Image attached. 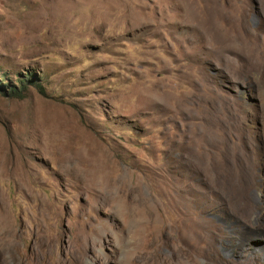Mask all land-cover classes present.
<instances>
[{
	"label": "rangeland",
	"instance_id": "374dc122",
	"mask_svg": "<svg viewBox=\"0 0 264 264\" xmlns=\"http://www.w3.org/2000/svg\"><path fill=\"white\" fill-rule=\"evenodd\" d=\"M76 255L264 264V0H0V264Z\"/></svg>",
	"mask_w": 264,
	"mask_h": 264
},
{
	"label": "bare ground",
	"instance_id": "6f19581e",
	"mask_svg": "<svg viewBox=\"0 0 264 264\" xmlns=\"http://www.w3.org/2000/svg\"><path fill=\"white\" fill-rule=\"evenodd\" d=\"M99 168H101V167H99ZM102 168H104V167H102ZM101 172H102V170L95 171L94 173L92 172L93 174L91 176V179L94 180L97 184H99L101 182L100 184L106 186L107 190H105L103 193H100V194H102L103 200H106V201L111 200L115 203L114 208H113L114 209V211H113L114 220L117 221L119 219L120 220L121 219H128L129 226L127 228V232H126L125 236L123 237V239H121L119 241L120 248L124 249L126 251V250H128V248L133 246V244H135L134 246L137 245V237H136L137 228H138L137 227V224H138L137 216L140 215V211L136 210L134 203L131 201V199H128L127 194H123L121 191H120L121 193L114 194L112 192V189H110V188H112V186H114L116 181L112 180V181L108 182L107 180L109 179V177H107L105 175H100ZM109 225L110 224L106 223V224H104V227H102V229H100V228L96 229L95 235H97L98 237H101L104 233V235H107L108 240L111 241L109 234L106 232L109 228H112L111 225L110 226ZM78 240L82 241V245L85 248L89 247V238L85 232H83V231L79 232ZM149 242H150V240H149ZM130 253H131V251H130ZM130 256L136 257L137 251L132 252L130 254ZM74 260H76L75 264H84L83 256L76 255V258Z\"/></svg>",
	"mask_w": 264,
	"mask_h": 264
},
{
	"label": "trees",
	"instance_id": "16d2710c",
	"mask_svg": "<svg viewBox=\"0 0 264 264\" xmlns=\"http://www.w3.org/2000/svg\"><path fill=\"white\" fill-rule=\"evenodd\" d=\"M217 185H219L222 188H227L232 191H239L241 188V180L237 178H233L232 175L228 176L226 174L225 176H220L218 180H216Z\"/></svg>",
	"mask_w": 264,
	"mask_h": 264
}]
</instances>
